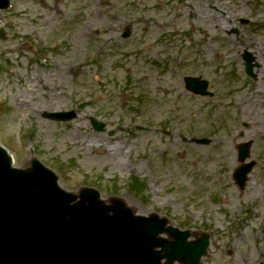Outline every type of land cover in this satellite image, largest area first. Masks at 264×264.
<instances>
[{
	"label": "rangeland",
	"instance_id": "374dc122",
	"mask_svg": "<svg viewBox=\"0 0 264 264\" xmlns=\"http://www.w3.org/2000/svg\"><path fill=\"white\" fill-rule=\"evenodd\" d=\"M44 1L0 12V140L15 165L37 156L68 191L121 197L192 240L210 231L203 264H264V0ZM187 75L213 96L188 91ZM247 141L255 166L239 189Z\"/></svg>",
	"mask_w": 264,
	"mask_h": 264
},
{
	"label": "water",
	"instance_id": "95a60500",
	"mask_svg": "<svg viewBox=\"0 0 264 264\" xmlns=\"http://www.w3.org/2000/svg\"><path fill=\"white\" fill-rule=\"evenodd\" d=\"M9 5L10 0H0V10ZM187 85L209 94L205 80L187 78ZM250 144L241 146L242 161L249 156ZM253 165L237 170L238 184L244 186ZM58 180L37 159L14 167L0 144V264H200L207 254L208 233L189 242L190 230L167 225L166 217L137 215L123 199L108 203L94 188L69 192ZM164 233L171 239L162 237Z\"/></svg>",
	"mask_w": 264,
	"mask_h": 264
},
{
	"label": "bare ground",
	"instance_id": "6f19581e",
	"mask_svg": "<svg viewBox=\"0 0 264 264\" xmlns=\"http://www.w3.org/2000/svg\"><path fill=\"white\" fill-rule=\"evenodd\" d=\"M210 15H213V13L211 12ZM260 67H262V66H260ZM263 68H264V67H262V69H263ZM262 69H259L258 71H260V73H261V72H263ZM36 83L40 84L39 81H37V82L32 83L30 87L33 89V88L35 87ZM44 85H45V84H44ZM258 88H260V86H258ZM18 102H20V100H18ZM89 144H98L102 149L106 150L104 144H103V143H99V141H97L96 139L91 140V141L89 142ZM120 159H121V158H120Z\"/></svg>",
	"mask_w": 264,
	"mask_h": 264
}]
</instances>
